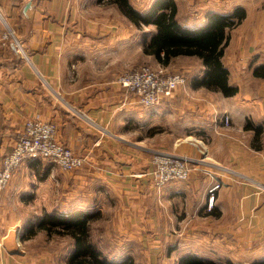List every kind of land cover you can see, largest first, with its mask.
I'll list each match as a JSON object with an SVG mask.
<instances>
[{"label": "crops", "instance_id": "1", "mask_svg": "<svg viewBox=\"0 0 264 264\" xmlns=\"http://www.w3.org/2000/svg\"><path fill=\"white\" fill-rule=\"evenodd\" d=\"M128 1L145 12L157 0ZM174 1L178 21L195 29L206 26L211 13L244 12L229 30L222 56L229 84L238 91L224 96L193 86L192 79L205 70L200 59L175 57L193 58L199 68L183 86V98L180 88L164 101L179 105L178 95L190 108L210 109L209 96L216 93L232 127H212V107L206 115L209 160L194 164L186 180L156 189L148 152L162 145L152 142L158 134L152 128L164 119V102L143 107L116 82L120 73L142 63L167 69L143 52L154 25L137 28L108 0H0V32L7 26L19 44L11 38L0 45V163L30 118L54 123L57 139L83 159L81 167L68 172L42 159L24 160L15 170L0 191V264H31V237L23 239L31 218L20 208H28L42 182L45 199L58 185L60 205L70 201L74 211H110L127 237L160 234L165 243L157 241L155 247L166 248L165 264L174 256L172 264H177L187 254L220 264L264 259V78L253 75L264 66V0ZM247 121L257 129H245ZM180 144L174 142L171 149L196 155ZM216 181L222 187L207 210V188ZM60 205L45 207L36 217L45 211L63 213ZM181 234L194 243L169 245ZM148 242L143 246L153 244ZM136 252L131 246L124 255L134 258Z\"/></svg>", "mask_w": 264, "mask_h": 264}, {"label": "trees", "instance_id": "2", "mask_svg": "<svg viewBox=\"0 0 264 264\" xmlns=\"http://www.w3.org/2000/svg\"><path fill=\"white\" fill-rule=\"evenodd\" d=\"M117 4L119 10L130 19L137 28L142 25H154L155 32L143 45V52L152 55L161 65L167 66L177 56H194L200 59L204 73L200 78H193V86L205 87L218 91L224 96H233L237 87L230 85L229 72L222 63L224 49L229 41V30L244 17V12L233 11L231 14L211 13L207 25L192 28L180 23L176 17L177 8L174 0L154 1L145 12L134 9L128 0H108ZM253 75L264 78V66L254 69ZM245 129H257L250 121ZM45 173V172H44ZM211 214L219 213L210 211ZM100 217L99 211H69L60 213L57 210L43 212L41 216L27 226L24 238L33 237L44 231L46 236H68L72 241V251L66 264H135L130 256L118 260L106 257L91 239L90 224ZM177 264H220L210 259L187 254L180 257ZM224 264H234L227 261ZM250 264H264L256 260Z\"/></svg>", "mask_w": 264, "mask_h": 264}, {"label": "rangeland", "instance_id": "3", "mask_svg": "<svg viewBox=\"0 0 264 264\" xmlns=\"http://www.w3.org/2000/svg\"><path fill=\"white\" fill-rule=\"evenodd\" d=\"M229 5H231V3H229ZM142 66H148L154 69H158V67H156L154 63H150V62L142 63L135 68L137 69ZM198 68L199 65L197 62H195V59L190 57H178L172 60L171 64L167 66V69L166 68L165 69L161 68V69L164 70L165 73L180 72L183 75V77L185 78L184 82L178 87V89L181 88V90H183L182 92H180L181 98H183L185 94L184 90L186 88V87L184 88L183 86H187L190 76L192 74L197 73ZM218 97L219 95H217L216 93L215 94L211 93V96H209V99L212 101V106L210 109H212V107L215 109L213 110L214 122H211L212 127L215 125L214 123L216 124L218 123L221 126L223 124L222 122H220L221 118H223L224 115H227L229 117L230 123L228 126L226 125L223 126L231 128L232 127L231 117L227 111H223L224 110L223 106L225 104H223V101H221V99ZM181 98H179V96L177 95V99H180V101H178L179 105L178 104L171 105L170 101L165 102L166 101L165 99H163L158 104L154 105L157 106L160 105L162 102H164L163 107L165 108L164 119H162L161 125L154 126L152 128L153 133H158L153 137L152 142L157 143V145L159 144L162 145L157 146V148L155 146L148 152L150 163L152 165V169L150 171L151 184L156 189H160L163 186L170 184L171 182H175V181H171L162 186H157L155 184L154 179L152 177L153 164L151 159L153 153L156 150L174 152L178 155H182V156L184 155V156H188L193 160H198V163L190 162L191 170L194 168V164L197 165L200 162H203L204 160H209L210 157L208 155H209V147L211 144V136L209 135L208 131L206 133L208 126L211 124L210 121H208L206 118V115L209 114L208 112H210V109L208 108V106L206 107L203 106L199 108L195 107L194 109L192 107L190 108V106H187V104L185 105V103L181 101ZM156 127H158V129L155 130ZM218 127L219 126L217 125L216 127L217 130H219L220 128ZM200 132H202L201 135ZM174 142L181 143L178 146H182V145L190 146L196 155L173 151L171 149L173 147L171 146V144L173 145ZM59 176L60 175L55 174L56 178H59ZM221 187H222V182L219 184V187L216 189L215 193L218 192V190H220ZM260 190L264 193V184L260 186ZM44 193H46V184L42 182L41 185L39 186V189H37V191L35 192V195H32L30 202L27 204L28 208L26 206L25 209L20 208L21 214L27 211L30 215L31 220H33L34 222L36 220V216L41 214V212L45 207L48 209L57 207L59 209L60 201L62 200L63 194H61L62 192L58 187V185H54L53 192L50 195H48L50 196L48 200L45 199ZM215 201L216 198L214 195L213 204L215 203ZM70 203L71 202L69 201V205L68 206L65 205L64 207L63 205H60L62 208V212H69L73 210L72 208L73 206ZM68 207L69 209L66 210ZM207 210L209 209L207 208ZM106 212H109L110 215L108 213H105L106 215L105 216V215H101L100 213V217L92 221L90 224L91 239L93 240V242H95V244L98 246V248L106 257H108L111 260H118L120 258L119 256H123L125 252H128V248L132 246V248L134 249H136L137 247V251H138L136 252V255H134V258L132 257L133 259L136 260L135 264H165L162 261L165 259V256L163 257V253L166 250V248H162L161 250H158L157 247H155L157 241H158L157 243H162V242L165 243L163 240H160L161 238L160 234L157 233L141 234V238H142L141 240H139L137 235L136 237L135 236L127 237L125 236L126 233L122 231L121 226L119 227V223L118 222L116 223V221H114L111 212L110 211H106ZM186 226L187 225H185L184 227ZM118 227L119 230H117ZM185 229L187 230V227ZM145 238L147 240H144ZM172 238L171 241L168 242L169 245H171L173 242H176L178 245L180 244V246L182 245L187 246V244L194 243L193 241H189V238L184 237L183 234L178 235L177 239H172ZM148 240L153 241L154 245L151 244L150 247L143 246V242L146 245H148L149 243ZM19 241H20V237H19ZM22 244L23 243H21V247H23ZM139 246L142 247L141 250L139 249L140 253L138 250ZM72 248L73 246L70 237L58 236V235L47 237L44 232L39 231L33 237H31V264H66L67 257L70 255ZM143 249L147 253V255L145 256H144L145 252ZM154 252H156L155 256L153 254ZM174 258L175 256L173 258L170 257V259L167 260V264H172Z\"/></svg>", "mask_w": 264, "mask_h": 264}, {"label": "built area", "instance_id": "4", "mask_svg": "<svg viewBox=\"0 0 264 264\" xmlns=\"http://www.w3.org/2000/svg\"><path fill=\"white\" fill-rule=\"evenodd\" d=\"M13 39L17 46L14 33L7 27L0 32V45L8 39ZM184 77L180 72L165 73L160 67L154 69L142 66L120 74L116 78L119 86L128 93L137 97L143 107H151L163 99L171 98L179 85L183 84ZM223 125L228 126L229 117L221 118ZM56 125L44 122L37 118L25 121L23 130L15 139L11 150L2 157L0 163V191L11 180L15 170L27 159H42L56 165L64 172L78 169L83 159L73 150L57 139ZM152 177L157 186L171 181L186 180L191 172V163L197 162L188 156L174 152L156 150L152 156ZM221 181H216L207 192V208L213 207L214 194Z\"/></svg>", "mask_w": 264, "mask_h": 264}, {"label": "water", "instance_id": "5", "mask_svg": "<svg viewBox=\"0 0 264 264\" xmlns=\"http://www.w3.org/2000/svg\"><path fill=\"white\" fill-rule=\"evenodd\" d=\"M27 8V7H26ZM17 41V40H16ZM13 42H14V40H13Z\"/></svg>", "mask_w": 264, "mask_h": 264}]
</instances>
